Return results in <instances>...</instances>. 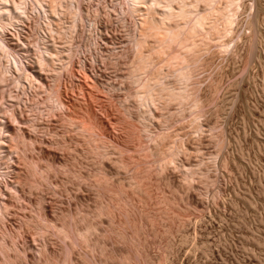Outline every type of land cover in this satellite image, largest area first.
Listing matches in <instances>:
<instances>
[{"label": "rangeland", "instance_id": "rangeland-1", "mask_svg": "<svg viewBox=\"0 0 264 264\" xmlns=\"http://www.w3.org/2000/svg\"><path fill=\"white\" fill-rule=\"evenodd\" d=\"M136 1L0 0V264H264V0Z\"/></svg>", "mask_w": 264, "mask_h": 264}, {"label": "bare ground", "instance_id": "bare-ground-1", "mask_svg": "<svg viewBox=\"0 0 264 264\" xmlns=\"http://www.w3.org/2000/svg\"><path fill=\"white\" fill-rule=\"evenodd\" d=\"M134 1H136V0H134ZM136 2H138V1H136ZM133 3H134V2H133ZM152 3H153V1H152ZM154 3H155V2H154ZM183 3H184V2H183ZM134 4H135V3H134ZM181 5H182V4H181ZM186 7H187V6H186ZM2 8H3V6L0 5V13H1V12H4V9H2ZM168 8H169V7H168ZM168 8H167V9H168ZM169 9L171 10V8H169ZM173 9H174V8H173ZM183 9H184V8H183ZM185 9H186V8H185ZM7 10L10 11L8 8H7ZM172 11H173V10H172ZM175 11H176V10H175ZM181 11H182V10H181ZM184 11H185V10H184ZM184 11H183V12H184ZM167 12H168V11H167ZM179 13H180V10H179ZM188 13H189V12H188ZM168 14H169V13H168ZM176 14H177V13H176ZM232 14H233V13H232ZM165 15H166V14H165ZM165 15H164V16H165ZM187 15H188V14H187ZM173 16H174V14H173ZM183 16H184V15H183ZM203 16H204V15H203ZM165 17H166V16H165ZM198 17H199V16H198ZM232 17H233V16H232ZM200 18H201V17H200ZM206 18H207V16H206ZM164 19H165V18H164ZM233 19H234V18H233ZM230 21L232 22V20H230ZM202 22H203V21H202ZM204 22H205V21H204ZM231 24H232V23H231Z\"/></svg>", "mask_w": 264, "mask_h": 264}]
</instances>
